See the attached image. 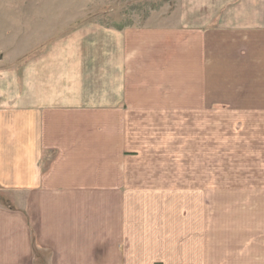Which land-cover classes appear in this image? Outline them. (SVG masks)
<instances>
[{
  "label": "crops",
  "instance_id": "crops-1",
  "mask_svg": "<svg viewBox=\"0 0 264 264\" xmlns=\"http://www.w3.org/2000/svg\"><path fill=\"white\" fill-rule=\"evenodd\" d=\"M216 15L212 27H115L102 48L74 35L66 52H23L16 85L0 61V188L18 207L0 205V264H206L204 195L174 201L125 172H141L128 155L145 149L130 124L204 106L220 58L264 64V20L242 29Z\"/></svg>",
  "mask_w": 264,
  "mask_h": 264
},
{
  "label": "rangeland",
  "instance_id": "rangeland-1",
  "mask_svg": "<svg viewBox=\"0 0 264 264\" xmlns=\"http://www.w3.org/2000/svg\"><path fill=\"white\" fill-rule=\"evenodd\" d=\"M263 8L264 0H0V61L7 65L6 83L16 85L27 59L23 52L32 58L38 51L66 52L70 36L102 48L104 39L112 42L115 27L196 26L206 23V16L212 27L216 13L215 25L231 21L243 29L251 19L264 20ZM226 61L220 58L219 67L205 76L204 106L174 107L171 121L130 124L142 131L145 149L128 155L141 172L125 173H141L143 182L158 184L142 189L170 194L174 201L180 195H204L206 264H259L264 244V64L255 52L250 66L244 52L238 65ZM4 198L9 199L0 188V205L18 209Z\"/></svg>",
  "mask_w": 264,
  "mask_h": 264
},
{
  "label": "trees",
  "instance_id": "trees-1",
  "mask_svg": "<svg viewBox=\"0 0 264 264\" xmlns=\"http://www.w3.org/2000/svg\"><path fill=\"white\" fill-rule=\"evenodd\" d=\"M4 199H6V201H8V202L10 201L9 199L7 200V198H4Z\"/></svg>",
  "mask_w": 264,
  "mask_h": 264
}]
</instances>
